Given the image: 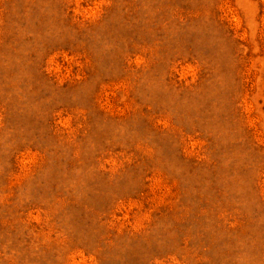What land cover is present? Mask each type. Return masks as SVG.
Instances as JSON below:
<instances>
[{
  "label": "rangeland",
  "instance_id": "1",
  "mask_svg": "<svg viewBox=\"0 0 264 264\" xmlns=\"http://www.w3.org/2000/svg\"><path fill=\"white\" fill-rule=\"evenodd\" d=\"M0 264H264V0H0Z\"/></svg>",
  "mask_w": 264,
  "mask_h": 264
}]
</instances>
